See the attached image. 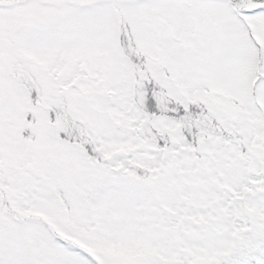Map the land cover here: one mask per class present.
<instances>
[{
	"label": "snow or ice",
	"instance_id": "obj_1",
	"mask_svg": "<svg viewBox=\"0 0 264 264\" xmlns=\"http://www.w3.org/2000/svg\"><path fill=\"white\" fill-rule=\"evenodd\" d=\"M0 264H264V0H0Z\"/></svg>",
	"mask_w": 264,
	"mask_h": 264
}]
</instances>
